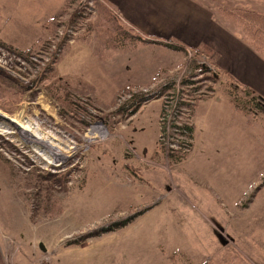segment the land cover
Wrapping results in <instances>:
<instances>
[{"label":"rangeland","instance_id":"374dc122","mask_svg":"<svg viewBox=\"0 0 264 264\" xmlns=\"http://www.w3.org/2000/svg\"><path fill=\"white\" fill-rule=\"evenodd\" d=\"M66 1L0 0V264H254L234 230L264 196L235 206L264 116L235 109L243 88L205 53L123 49L117 27L140 33L119 12ZM208 5L239 31L224 12L250 10Z\"/></svg>","mask_w":264,"mask_h":264},{"label":"crops","instance_id":"0c3cea01","mask_svg":"<svg viewBox=\"0 0 264 264\" xmlns=\"http://www.w3.org/2000/svg\"><path fill=\"white\" fill-rule=\"evenodd\" d=\"M100 1L111 11L119 12L122 22L128 26L132 25L135 31L144 37L161 44H173L188 53L194 51L205 53L219 71L225 72L239 86L247 87L264 100V54L257 51L237 28L208 5V3H212L218 7L220 3H230L238 8H246L264 14V0ZM67 4L68 0L64 6L61 5L59 13L63 12ZM145 45L166 48L157 44ZM172 51L175 52V55L171 57L177 58L183 55L182 59L178 57V61L185 60L187 57L182 51ZM172 63L176 62H170V64L168 61L158 62L157 75L162 74V69L172 66ZM207 110L208 114L211 110L209 108ZM245 121L248 122V118L245 117ZM212 140H208L209 145ZM207 152L210 153L211 150L208 149ZM257 179L254 185L249 187V191H253V196L248 204L238 203L235 206L240 211L253 210L258 199L264 196V167ZM233 215L236 214L230 210L228 216L233 218ZM256 230L260 233V237L257 236ZM234 233L235 236H248L249 259L254 264H264V217L252 220L243 229L234 230ZM242 244L244 247L246 246L244 243ZM239 250L244 249L241 250L239 247Z\"/></svg>","mask_w":264,"mask_h":264},{"label":"trees","instance_id":"16d2710c","mask_svg":"<svg viewBox=\"0 0 264 264\" xmlns=\"http://www.w3.org/2000/svg\"><path fill=\"white\" fill-rule=\"evenodd\" d=\"M71 1L68 0L67 8L71 6ZM226 15L230 16L235 25L240 29L242 36L250 42L257 51L264 54V14L253 11V10H235V11H228L224 12ZM121 30H117L118 36L121 38L124 44L123 49H133L136 48L138 45H145V44H157L163 45L164 47L175 50V51H182L184 54L187 55V51L183 50L173 44H161L159 42L153 41L148 37L141 36L140 34L131 33V30H128L127 27H117ZM122 31V32H121ZM120 33V34H119ZM2 46L6 49L9 48L6 46L5 42H1ZM197 52V51H194ZM245 92L244 98H237L232 96V104L234 105L235 109L239 112L248 113L250 114L252 111H256L257 113L264 116V100L257 96L253 91L248 89L247 87L241 86ZM157 93V95L153 99H159L162 96ZM158 97V98H157ZM148 101L150 98L147 99ZM252 103V104H250ZM247 104V105H246ZM248 105H253L252 109L247 108ZM250 111V112H249ZM137 108L135 107L131 113L132 115L136 114ZM163 113V110L162 112ZM187 131L191 134L193 131L191 128H186ZM124 226V225H123ZM123 226H116L113 229H118Z\"/></svg>","mask_w":264,"mask_h":264},{"label":"water","instance_id":"95a60500","mask_svg":"<svg viewBox=\"0 0 264 264\" xmlns=\"http://www.w3.org/2000/svg\"><path fill=\"white\" fill-rule=\"evenodd\" d=\"M3 120H5V122H6V121H7V122L10 121V120H8L7 118H3ZM43 250H44V247H43Z\"/></svg>","mask_w":264,"mask_h":264}]
</instances>
